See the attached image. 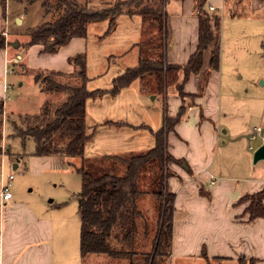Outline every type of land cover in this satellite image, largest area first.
<instances>
[{"label": "trees", "instance_id": "trees-1", "mask_svg": "<svg viewBox=\"0 0 264 264\" xmlns=\"http://www.w3.org/2000/svg\"><path fill=\"white\" fill-rule=\"evenodd\" d=\"M208 0H198L194 9L198 20L197 46L185 64H170L166 59L169 33L164 28L167 0H0L11 15L23 17L22 30L26 40L17 48L42 46V52L55 53L74 37H85L87 25L106 21V34L113 31L121 15L140 16L141 41L138 62L113 79L112 94L139 80L141 90L161 96L164 107L169 87L181 93L179 73L184 81L201 72L204 53L209 51L208 69L202 73L204 82L212 70L220 66L221 17L206 9ZM225 6L231 16L240 15ZM209 9V7H208ZM33 22V23H32ZM51 43L47 48V44ZM5 38L0 35V48ZM72 70L64 73L44 70L37 75L40 90L50 97L38 113L18 114L10 120L11 137L34 141L35 156L60 155L79 174L81 189L77 195L79 212V253L83 261L91 255L104 256L110 264H169L173 239L175 193L168 188V179L175 175L171 164L191 170L184 159L175 158L168 150L167 137L184 119L186 106L181 104L174 116L164 114L162 126L154 132V146L125 154L88 158L85 145L91 141L85 121L86 100L100 98L105 91H88L86 56L77 53L68 57ZM15 65V64H13ZM204 90V85L200 84ZM167 112V110H166ZM4 123L3 101L0 100V140ZM79 158L80 165L70 162ZM264 188L245 195L248 200L243 213L248 221L264 217ZM251 262V261H250Z\"/></svg>", "mask_w": 264, "mask_h": 264}, {"label": "rangeland", "instance_id": "rangeland-1", "mask_svg": "<svg viewBox=\"0 0 264 264\" xmlns=\"http://www.w3.org/2000/svg\"><path fill=\"white\" fill-rule=\"evenodd\" d=\"M112 1L114 0H107ZM186 1L167 0L164 8V28H167L169 35L171 29H174L175 15L181 13L183 7L185 9ZM193 1L195 3L198 0ZM248 2L227 1L231 4V9L240 15L231 16L228 9L217 11L221 17L219 36L221 50L216 104L220 110L219 118L222 123L220 133L223 135L221 141L224 143L220 142V146L218 145L214 168L222 170L225 174L242 176L252 172L250 164L255 167L264 165L263 160L258 164L252 162L254 147L259 139L250 141L247 138L248 133L256 126H261L264 134V21L261 22V27L257 28L251 23L255 20L253 19L255 15L248 12ZM248 23L252 25L250 28L247 26ZM141 24L140 16L121 15L117 19L115 29L107 34L106 21L87 25L83 37L88 77L86 89L105 91L100 98L86 100L85 121L88 126L87 132L92 134L91 141L84 149V155L88 158L152 148L155 143L153 133L161 128L164 114H170L169 104L165 108L161 96L141 92L139 80H133L115 94L111 92L113 79L126 68L137 65L138 49L134 45L141 41ZM22 26L21 23L15 27L13 24L10 30L15 32L11 33L10 39L16 41L18 45L26 40L23 34H17L22 30ZM14 50L18 52L21 47ZM208 54L209 51L205 52L206 58ZM24 58L26 63L41 68L61 66L64 63L60 54H42L36 48L28 50ZM14 64L8 65L10 71L7 82L11 87L9 86V98L6 102L11 110H7V117L4 116L0 140V172L14 174L10 187L14 198L39 197L53 211L55 208L61 211L68 221L69 234L75 241L79 264L77 195L81 189V179L74 168L66 163L68 159L55 155L35 156L31 154L34 152V141L31 138L22 145L20 139L10 136L12 130L10 120H18V114L38 113L43 102L50 97L40 90L37 75L42 74L43 69H29L23 73L20 65L25 64L24 61L19 65ZM191 78L193 76L187 81H180L181 93L173 86L167 89V96L176 94L187 109L194 106L200 93L198 88L192 91ZM144 125L149 126L153 133L148 127L142 128ZM249 145L253 146V151L248 149ZM17 154L22 158L17 157ZM70 162L76 166L80 165L79 158H72ZM13 164H17L18 167L13 168ZM227 164L243 166V173L239 170V173L235 174L236 169H228ZM241 203L247 205L249 201ZM195 260H189V264H201V261L194 262ZM92 263L108 264L106 260L94 258L88 262ZM207 264L218 262L207 261ZM238 264L249 262L241 258L238 259Z\"/></svg>", "mask_w": 264, "mask_h": 264}, {"label": "crops", "instance_id": "crops-1", "mask_svg": "<svg viewBox=\"0 0 264 264\" xmlns=\"http://www.w3.org/2000/svg\"><path fill=\"white\" fill-rule=\"evenodd\" d=\"M248 1V12L255 15V20L251 23L256 28L261 27V22L264 21V0ZM210 6L213 10L208 9ZM205 9L210 14H217L219 9L227 11L225 0H209ZM16 18L23 25L22 15H11L3 9L0 2V35L5 38V45L0 48V100L3 101L4 116L7 110H11L6 102L10 86L7 82L9 64L19 65L24 61L25 64L20 65L23 73L29 69L69 73L72 67L67 62L68 57L84 52L83 37L72 38L55 53L42 52L40 45L21 48L15 52L12 45L14 41L10 39L14 31L10 30L13 24L14 27L20 24L15 22ZM251 23L247 24L249 28ZM173 27L169 35L166 59L170 64H185L194 52L198 39V20L193 0H187L185 9L183 7L181 13L175 15ZM33 48L42 54H60L64 63L50 68L26 63L24 55ZM203 59L201 72L190 80L192 91L197 88L200 90L199 97L194 106L187 109L185 118L176 124L175 132H170L167 137L169 152L177 159H184L191 170L189 174L181 165H170L175 175L168 179V188L175 193V200L169 264H189V260L195 258L201 264H207V261L238 264V259L241 258L246 259L249 264H264V217L248 221V215L243 213L246 205L239 202L241 197L264 188V165L255 167L250 164L252 172L244 176L225 174L214 168L218 145L220 142L224 143L220 133V110L216 104L219 76L218 71L212 70L208 80L203 81L201 76L208 69L209 54L206 58L204 53ZM182 79L183 74L179 73L178 81ZM200 84L205 86L204 90ZM166 103L170 108L168 115L174 116L181 105V98L176 94H169ZM146 127L153 133L147 125L142 128ZM251 131L247 135L248 139ZM260 135L264 138L262 128ZM258 139L255 149L264 143L261 138ZM16 156L22 158L19 154ZM16 167L17 164H13V168ZM226 167L232 170L235 168V174L239 170L243 173L244 170L240 165L227 164ZM9 174L0 172V190ZM66 221L59 209L55 208L53 211L39 197L14 198L12 193L10 200H0V264H77L75 241L69 234V224ZM93 258L106 260L110 264L106 257L97 255L87 257L84 263L80 258L79 264H88Z\"/></svg>", "mask_w": 264, "mask_h": 264}, {"label": "built area", "instance_id": "built-area-1", "mask_svg": "<svg viewBox=\"0 0 264 264\" xmlns=\"http://www.w3.org/2000/svg\"><path fill=\"white\" fill-rule=\"evenodd\" d=\"M209 10H213V7L210 6L209 7ZM261 127L257 126V127H254L251 131V133L249 134V140L250 141H253V140H256L258 138H261ZM262 141L264 140L263 138H261ZM249 150L253 151L254 148L252 145H250L248 147ZM14 178V175L11 173L8 175L7 177V181L3 183V185L1 186V190H0V200L1 202H6L8 200L11 199L12 197V193H11V190H10V183L11 181L13 180Z\"/></svg>", "mask_w": 264, "mask_h": 264}, {"label": "water", "instance_id": "water-1", "mask_svg": "<svg viewBox=\"0 0 264 264\" xmlns=\"http://www.w3.org/2000/svg\"><path fill=\"white\" fill-rule=\"evenodd\" d=\"M15 22L17 24H19L20 23V19L19 18H16L15 19ZM12 45H13V47L16 48L17 47V42L14 41L12 43ZM50 45H51V43H48L46 47L49 48ZM260 160H264V143H262L259 147H257L255 149V151L253 152V155H252V161H253V163H256L257 161H260Z\"/></svg>", "mask_w": 264, "mask_h": 264}]
</instances>
